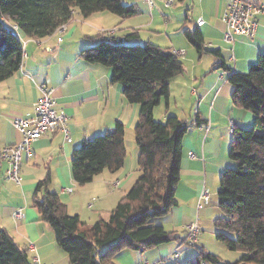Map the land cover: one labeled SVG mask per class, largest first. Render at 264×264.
Returning <instances> with one entry per match:
<instances>
[{
	"label": "crops",
	"instance_id": "0c3cea01",
	"mask_svg": "<svg viewBox=\"0 0 264 264\" xmlns=\"http://www.w3.org/2000/svg\"><path fill=\"white\" fill-rule=\"evenodd\" d=\"M175 1L128 0L126 4L139 9L134 16L116 19L117 14L101 11L84 17L83 21L73 19L87 25L88 33L117 27L118 23L121 30L127 31L115 33L118 36L136 30L140 43L149 41L174 52L184 51L178 54L184 62V71L171 80L169 96L154 108V118L166 121L174 115L191 123L183 137L181 176L176 189L178 204L156 219V223L167 230L185 236L189 223L198 219L203 230L202 223H207V217L213 214L207 207L211 204L212 194L210 204L198 208L202 191L207 188L210 193L215 189L218 192L222 172L235 164L229 156L232 121L235 128H249L254 122L253 112L233 101L234 89L228 80V70L219 66L220 59L210 51L220 49L227 68L249 71L259 55L264 54V13L258 16L259 24L253 37L236 34L233 43H226L221 17L230 0H180L181 4ZM201 18L205 22L199 25ZM6 24L21 38L23 60L16 72L0 81V149L21 139L14 120L33 115L40 84L54 88L59 107L68 116L72 140L67 141L61 130L44 133L33 143L32 154L22 156L21 184L7 179L9 164L0 161V228L28 251L33 264H71L53 228L33 206L37 184L50 177L49 190L59 195L71 215L79 214L81 219L88 218L94 223L107 218L141 173L134 133L140 105L128 101L123 93V83L111 81L112 67L90 62L81 56L84 48L100 40L97 34H70L67 28L62 41L58 42L55 33L43 38L28 36L12 20L7 19ZM197 27L205 41L206 50L202 53L184 33L185 28L193 30ZM142 35H167L169 43L165 46L154 40H142ZM118 122L125 126L127 154L124 166L117 172L105 169L92 181L78 184L72 173L74 150L85 140L115 128ZM17 211L23 216L16 217ZM205 228L215 230L209 221ZM179 244V240H173L156 246L159 249L152 253L153 261L162 264L165 259L161 258L168 255L176 261L192 259L190 245L181 247L179 256L173 257ZM135 257L139 262L140 257L138 260L137 255ZM145 259L146 264L153 262L147 255Z\"/></svg>",
	"mask_w": 264,
	"mask_h": 264
},
{
	"label": "trees",
	"instance_id": "16d2710c",
	"mask_svg": "<svg viewBox=\"0 0 264 264\" xmlns=\"http://www.w3.org/2000/svg\"><path fill=\"white\" fill-rule=\"evenodd\" d=\"M101 11L126 18L139 9L123 0H0V81L16 72L23 60V43L8 28L7 19L26 35L43 38L68 24L76 12L88 17ZM107 32L98 34L100 40L84 48L81 56L112 67L111 81L123 83L128 101L140 105L134 133L141 173L108 217L92 225L83 222L79 214L68 213L59 195L49 190L50 177L38 182L33 206L53 228L71 264H115L114 256L124 248L144 251L184 238L156 219L178 204L183 137L191 123L174 115L166 121L154 118V108L168 98L170 82L184 71V62L169 48L138 42L136 30L124 36ZM184 33L199 52L206 50L198 27L185 28ZM210 52L220 59L219 66L228 70L233 101L253 112L255 120L252 128H234L229 156L235 164L221 174L217 205L222 215L213 221L217 240L242 254L235 261H224L201 245L196 258L186 264H264V54L249 71L237 72L227 68L220 49ZM126 154L125 126L118 122L74 150L73 177L84 185L105 169L117 172L124 166ZM0 264H33L28 251L1 228Z\"/></svg>",
	"mask_w": 264,
	"mask_h": 264
},
{
	"label": "built area",
	"instance_id": "2783aa9c",
	"mask_svg": "<svg viewBox=\"0 0 264 264\" xmlns=\"http://www.w3.org/2000/svg\"><path fill=\"white\" fill-rule=\"evenodd\" d=\"M173 0H168L172 3ZM264 13V0H230L226 11L222 15V21L225 24L224 41L233 43L236 34H246L253 37L258 27V16ZM204 19L198 20V24L202 25ZM67 24L61 25L55 32L57 41L61 42L63 33L67 29ZM18 28L17 25H15ZM177 54H183L180 50ZM38 98L35 104L34 113L29 117H22L14 120L16 128L19 130L21 139L0 149V161L5 160L9 166L6 170V177L10 181L21 184V160L24 153L32 154V145L44 133L48 131L61 130L64 132L66 140L71 141L70 131L68 128V116L64 109L59 107L58 101L54 96V88L40 84L38 86ZM232 132L235 123L232 121ZM67 190H72L68 188ZM210 203V192L205 188L198 202V208H204ZM16 217L23 216L21 211L15 213ZM200 223L198 219L189 223L186 227V233L176 248L173 257L177 258L180 249L184 245H193L198 241V233L200 232Z\"/></svg>",
	"mask_w": 264,
	"mask_h": 264
},
{
	"label": "rangeland",
	"instance_id": "374dc122",
	"mask_svg": "<svg viewBox=\"0 0 264 264\" xmlns=\"http://www.w3.org/2000/svg\"><path fill=\"white\" fill-rule=\"evenodd\" d=\"M128 0H123L124 3H127ZM175 3L177 4H181L180 0H176ZM116 15V14H113ZM80 14L76 13L74 16V19H80L81 21H83L85 18L81 17L79 18ZM116 19H118V15L115 16ZM71 20L68 24H67V28L68 31L70 32V34H73V32L76 33V35H98L100 33H103V31H90L91 33H88V27L87 25H83L81 22L79 21H75V20ZM121 19V18H120ZM117 27H112V28H107L106 30L108 31L107 33L109 34L110 32H113L111 29L115 30V33H121V32H127L126 29L125 30H121L119 28L120 24L117 23L116 25ZM65 33V32H64ZM63 33V35H64ZM66 34V33H65ZM172 37V36H171ZM154 40L153 42H158L160 44H168L169 42V38L167 35H142V40ZM144 42V41H143ZM166 46V45H165ZM255 124V120L253 122V124L249 127L252 128ZM211 191V190H210ZM212 194V201L211 204L208 205L207 207L213 210V214L210 215L209 217H207L208 221L211 222V227L214 228V219L218 216L222 215V210L218 207V199H215V196L217 195V189H215L214 192L211 191L210 193V197ZM206 207V208H207ZM111 211V210H110ZM109 213L106 215L108 217ZM83 222H85L87 225H92L94 222H92L90 219H82ZM207 221V223H208ZM192 223V222H191ZM205 222L202 223L203 226V230H201V234L198 235L200 236V241L197 243L196 246L190 245L191 247V258L195 259L197 256V253L199 252V247H201L202 244H204L207 247V250H209L212 253L217 254L218 256H220V258L224 261H235L238 258H240L241 256V252L240 251H233L228 249V247L221 241L217 240L216 235H215V230L212 232L210 229L205 228L206 224ZM201 228V225H200ZM203 239V241H202ZM199 240V238H198ZM181 243V242H180ZM186 246V245H184ZM203 246V245H202ZM165 247V246H162ZM159 248L153 247L144 251H139V250H133L130 248H124L120 251H118L116 253V255L113 258V261L115 262V264H146V255L148 257V259H150V261H153V254L152 253H156V251H158ZM150 253V254H149ZM135 255H137V260L138 257H140V263L137 261L136 262V257ZM165 259V260H164ZM185 259V257H184ZM161 260H164L162 262V264H186L185 260L181 259L179 261H176L175 259H173L172 257H170V255L166 256L165 258H161ZM157 261H153L151 264H157ZM185 262V263H184Z\"/></svg>",
	"mask_w": 264,
	"mask_h": 264
}]
</instances>
